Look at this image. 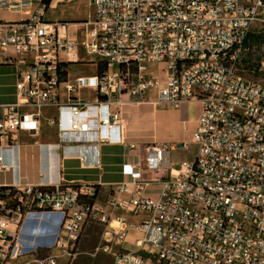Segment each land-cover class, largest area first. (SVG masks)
I'll return each instance as SVG.
<instances>
[{
  "label": "built area",
  "instance_id": "2783aa9c",
  "mask_svg": "<svg viewBox=\"0 0 264 264\" xmlns=\"http://www.w3.org/2000/svg\"><path fill=\"white\" fill-rule=\"evenodd\" d=\"M36 1L0 0V10L27 15L0 19V61L18 65L16 101L0 103V150L26 146L22 135L40 129L49 107L57 109L48 122L58 134L50 147L92 164L98 145L124 142L123 108L145 102L149 91L158 107L196 99L202 112L194 159L170 170L157 198L144 193L151 181L143 171L162 167L167 144L148 146L105 205L87 204L98 190L85 183L9 185L17 203L9 209L0 196V264H59L91 221L104 224L97 250L113 264H264V85L236 67L252 28L264 23V0H91L86 49L98 71L73 79L58 57L71 56L73 42L42 8L27 10ZM86 89L95 100L78 96ZM33 210L62 215L55 245L63 254L38 256L36 248L26 258L9 223Z\"/></svg>",
  "mask_w": 264,
  "mask_h": 264
},
{
  "label": "crops",
  "instance_id": "0c3cea01",
  "mask_svg": "<svg viewBox=\"0 0 264 264\" xmlns=\"http://www.w3.org/2000/svg\"><path fill=\"white\" fill-rule=\"evenodd\" d=\"M24 3L27 4V1ZM40 8L43 9V19L49 23H59V34L73 42L71 56L62 51L58 53L60 62L66 63L67 77L69 69L72 77L74 74L72 67L74 66L71 63L83 62L87 58L84 55V52L87 51L86 43L89 42L90 32L94 27L92 1L51 0L48 8L42 1H36L27 10L36 11ZM48 11L55 12L56 17H50ZM26 17L27 15L21 11L0 10L1 20L20 21ZM9 55L13 58H20L13 50L9 51ZM3 56L4 54H0V58ZM93 62L95 61L93 60ZM17 71V64L0 61V90L8 91L4 100L0 102L1 104L16 101ZM97 71L98 67L96 73ZM82 91L84 90L78 94L80 98H82ZM93 92L91 90L89 93ZM156 96L155 92L149 91L145 94V102L127 105L123 108L124 142L122 144L98 145V164L85 162L80 156H63L60 149L50 147V144L58 142V134L56 127L51 125L48 119L56 117L57 109L55 107L45 109L40 118V129L31 135H22V142L26 146L15 147L12 150H0L4 165L3 169H0V185L20 186L25 182L36 185L58 182L64 184L85 183L97 188L96 203L105 205L112 185L122 182L128 177L133 165L146 155L148 146L167 144L171 148H168L164 155L162 167L156 171H143L144 177L151 181L145 187L144 193L157 198L162 189L161 180L169 176L170 170L180 169L183 162L191 161L194 158L195 152L192 159H178L180 156L188 155L190 146L195 145L193 133L202 112V102L192 99L183 101L178 106L158 107L152 102ZM62 100L66 99L62 97ZM132 145L136 147L133 148ZM123 215L130 222H135L138 219L129 214ZM61 222L62 215L56 211L33 210L27 212L18 225L10 222L9 228L16 233L17 241L28 259L38 247H49L51 248L50 253L55 255L63 254V249L55 245ZM93 229L95 232L91 236ZM92 237L93 241L88 248L86 247L89 242L88 238ZM105 238L104 224L98 221L86 223L80 234L76 252L71 256L60 258L59 264H113L111 255L97 250L98 245ZM97 257H100V263L93 260Z\"/></svg>",
  "mask_w": 264,
  "mask_h": 264
},
{
  "label": "rangeland",
  "instance_id": "374dc122",
  "mask_svg": "<svg viewBox=\"0 0 264 264\" xmlns=\"http://www.w3.org/2000/svg\"><path fill=\"white\" fill-rule=\"evenodd\" d=\"M48 15L50 17H56V13L53 11H48ZM264 32V23H257L253 28L252 32L254 34H259V33ZM251 43V41H250ZM246 46V45H245ZM84 55L87 57L86 60L83 62H77V63H71L74 67H72V71H74L73 76L71 77L70 74V69L68 70V79L70 78H75L77 76H86V77H91L96 74V61L97 59L94 58V56L89 55L87 51L84 52ZM93 60L95 62H93ZM237 71L239 74H241L243 77L259 83L261 85H264V43L258 44V45H252V47H244L242 52L240 53L239 59L236 64ZM63 85V84H62ZM15 90V89H14ZM6 92L8 91L5 89L0 90V102L4 100V97L7 95ZM91 92L90 89H86L82 91V99L84 100H93L96 97V92L94 93H89ZM196 152V146L191 145L190 150L188 151V155L186 156H180L178 159H192L193 158V153ZM195 156V153H194ZM194 159V158H193ZM192 159V160H193ZM181 160V161H182ZM94 229L91 231V236L94 235ZM89 242L86 244V247L90 248V245L93 241L92 238H88ZM79 242V240H78ZM77 242V243H78ZM80 247V246H79ZM81 249V248H80ZM77 246L72 253L76 252ZM96 262L100 261V257H97L95 259ZM100 263V262H99Z\"/></svg>",
  "mask_w": 264,
  "mask_h": 264
},
{
  "label": "trees",
  "instance_id": "16d2710c",
  "mask_svg": "<svg viewBox=\"0 0 264 264\" xmlns=\"http://www.w3.org/2000/svg\"><path fill=\"white\" fill-rule=\"evenodd\" d=\"M43 4L45 5L46 8L49 7L51 0H42ZM251 41V43H250ZM264 43V32L259 33V34H254L251 33L248 40L245 43V47H252V45H258ZM60 65L62 66V69L64 71V77H66V63L65 62H60ZM104 66L100 65V68L102 69ZM17 194V191L15 188L11 187V186H7V185H2L0 186V196L2 198H4L6 200V206L7 208L11 209L13 207L16 206V201L13 200L14 196ZM97 194L98 192L96 191V193L87 200V204H92L96 198H97ZM77 246V243L73 249V251L75 250ZM51 248L49 247H38L37 249V255L38 256H47L50 254Z\"/></svg>",
  "mask_w": 264,
  "mask_h": 264
}]
</instances>
